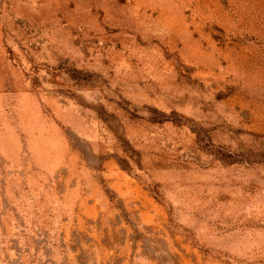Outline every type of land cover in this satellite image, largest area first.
<instances>
[{"label":"rangeland","instance_id":"374dc122","mask_svg":"<svg viewBox=\"0 0 264 264\" xmlns=\"http://www.w3.org/2000/svg\"><path fill=\"white\" fill-rule=\"evenodd\" d=\"M0 264H264V0H0Z\"/></svg>","mask_w":264,"mask_h":264}]
</instances>
